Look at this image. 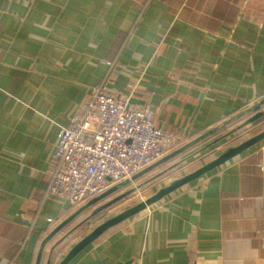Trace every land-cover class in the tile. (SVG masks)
Returning a JSON list of instances; mask_svg holds the SVG:
<instances>
[{
	"label": "crops",
	"instance_id": "0c3cea01",
	"mask_svg": "<svg viewBox=\"0 0 264 264\" xmlns=\"http://www.w3.org/2000/svg\"><path fill=\"white\" fill-rule=\"evenodd\" d=\"M100 84L115 93L133 84L131 103L182 145L213 130L148 170L174 172L153 194L264 130L261 117L226 136L264 100V0H0V264H35L42 240L85 204L45 187L60 126ZM100 201L46 242L39 264H58L101 222L89 218ZM68 264H264V140L105 230Z\"/></svg>",
	"mask_w": 264,
	"mask_h": 264
},
{
	"label": "built area",
	"instance_id": "2783aa9c",
	"mask_svg": "<svg viewBox=\"0 0 264 264\" xmlns=\"http://www.w3.org/2000/svg\"><path fill=\"white\" fill-rule=\"evenodd\" d=\"M133 90V84L126 93L94 86L81 112L60 126L53 155L57 167L46 179L48 195L79 207L182 145L155 125L149 107L130 102Z\"/></svg>",
	"mask_w": 264,
	"mask_h": 264
},
{
	"label": "water",
	"instance_id": "95a60500",
	"mask_svg": "<svg viewBox=\"0 0 264 264\" xmlns=\"http://www.w3.org/2000/svg\"><path fill=\"white\" fill-rule=\"evenodd\" d=\"M133 100H130L132 102ZM264 105V100L259 102L258 104H254L250 106L249 108L245 109L244 111L240 112L236 115V117H242L246 114L252 113L251 116L246 118L241 124L236 126L232 131L226 134V136L231 135L235 131H238L244 127H247L248 125L252 124L253 122L257 121L261 117H264V110H259V108ZM213 130L210 132H207L210 134ZM206 134H202L196 140L193 142L187 143L185 145L180 146L176 150L170 152L166 156L162 157L161 159L155 161L154 163L148 165L143 170L139 171L132 177L125 179L113 186H111L106 191L102 192L101 194H98L94 196L93 198L89 199L85 204H83L81 207H79L71 216L63 220L58 226H56L41 242L38 253L36 256L35 264H39L42 250L46 242L62 227L64 226L70 219H72L76 214L81 212L85 207L90 206L92 204L97 203L98 201L108 197L109 195L115 193L116 191L120 190L121 188H124L128 185L129 182L135 180L139 176L146 173L151 168L155 167L156 165L164 162L165 160L183 152L185 149H187L192 143H195L201 139H203ZM261 140H264V130L258 132L257 134L247 138L246 140L238 143L233 144L228 147H226L216 158L213 160L203 164L199 168L193 170L190 173H187L181 177L173 178L169 181L167 185H164L160 187L156 192L149 195L148 197L141 199L140 201L136 202L135 204L131 206L125 207L123 210L111 213L107 216H104L102 221L94 226L86 235H84L82 238H80L77 242H75L69 250L64 254V256L61 258V260L58 262V264H68L81 250H83L88 244H90L93 240H95L101 233H103L105 230L111 228L112 226L119 224L128 218L132 217L133 215L143 211L151 204L157 202L162 197L166 196L167 194L173 192L174 190L178 189L179 187L183 186L184 184L189 183L190 181L194 180L195 178L203 175L204 173L208 172L209 170L213 169L214 167H217L226 161L230 160L231 158L235 157L239 153L243 152L244 150L248 149L249 147L253 146L254 144L260 142ZM132 190V189H131ZM131 190H128L126 192H123L117 196H115L113 199L109 200L108 202H105L99 206H97L90 214L89 218L93 217L94 215L101 212L103 209L107 208L114 202L124 198L126 195H128ZM48 264V262H47Z\"/></svg>",
	"mask_w": 264,
	"mask_h": 264
},
{
	"label": "rangeland",
	"instance_id": "374dc122",
	"mask_svg": "<svg viewBox=\"0 0 264 264\" xmlns=\"http://www.w3.org/2000/svg\"><path fill=\"white\" fill-rule=\"evenodd\" d=\"M234 133H238V132L235 131ZM167 164L168 163L161 164L159 167L154 169V171H148L144 173L143 175L139 176L135 180L129 182L128 185L125 186L124 188H121L120 190H118L116 193L119 195L123 192H126L132 189L131 192L128 195H126L124 198L114 202L107 208L103 209L100 213L91 217L90 218L91 221L94 223H99V221H102V216L104 215L107 216L111 213L119 212L123 210L125 207L131 206L135 204L136 202L140 201L141 199H144L148 197L149 195H151L154 189L157 187V185L164 183L168 177L174 175V172L173 173L171 172L172 169L168 168L167 166L169 165ZM114 196L115 195H109L105 199L101 200L100 204L108 202L109 200L113 199ZM87 215H88V212L84 214L82 218ZM85 224H87L86 221L81 225L80 228L85 226Z\"/></svg>",
	"mask_w": 264,
	"mask_h": 264
}]
</instances>
